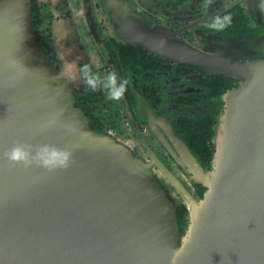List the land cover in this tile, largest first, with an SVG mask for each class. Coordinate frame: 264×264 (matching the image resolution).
Returning a JSON list of instances; mask_svg holds the SVG:
<instances>
[{
  "label": "water",
  "instance_id": "obj_1",
  "mask_svg": "<svg viewBox=\"0 0 264 264\" xmlns=\"http://www.w3.org/2000/svg\"><path fill=\"white\" fill-rule=\"evenodd\" d=\"M230 68L241 83L225 95L210 169H189L202 196L158 169L183 197L180 231L177 196L96 128L38 51L29 0H0V264H171L174 253L178 264H264V59ZM17 141L76 146V163L11 166L3 153Z\"/></svg>",
  "mask_w": 264,
  "mask_h": 264
},
{
  "label": "flooded vegetation",
  "instance_id": "obj_2",
  "mask_svg": "<svg viewBox=\"0 0 264 264\" xmlns=\"http://www.w3.org/2000/svg\"><path fill=\"white\" fill-rule=\"evenodd\" d=\"M201 3L29 0L38 51L58 74L66 62L75 61L129 81L124 98L115 102L62 77L74 104L99 131L130 143L136 156L155 169L159 182L177 196V208L183 197L158 169H168L194 196H202L205 188L189 169H210L225 95L241 83L230 67L264 59L261 0H213L207 16ZM225 13L233 18L228 29L213 33L205 27ZM192 51L204 58L186 61Z\"/></svg>",
  "mask_w": 264,
  "mask_h": 264
},
{
  "label": "clouds",
  "instance_id": "obj_3",
  "mask_svg": "<svg viewBox=\"0 0 264 264\" xmlns=\"http://www.w3.org/2000/svg\"><path fill=\"white\" fill-rule=\"evenodd\" d=\"M212 2L213 0H202L200 6L202 15L207 16L209 14V6ZM260 7L264 11V0H261ZM232 20L231 14L217 15L206 23L205 27L213 33L223 32L231 26ZM60 75L67 77L72 82L81 81L93 92L100 90L106 94L107 100L115 102L124 98L129 84L127 79L118 81L115 72L102 75L100 72L94 71L89 64L77 65L75 61L66 62ZM53 123L55 120H50L46 124H42L41 128L50 127ZM65 127L68 134L75 131L71 125H65ZM75 147L59 148L51 144L32 145L17 141L3 153V158L11 166H22L25 170L36 167L45 170L47 173H55L60 170L66 171L76 163L73 159ZM178 258V254L174 253L171 264H178Z\"/></svg>",
  "mask_w": 264,
  "mask_h": 264
},
{
  "label": "trees",
  "instance_id": "obj_4",
  "mask_svg": "<svg viewBox=\"0 0 264 264\" xmlns=\"http://www.w3.org/2000/svg\"><path fill=\"white\" fill-rule=\"evenodd\" d=\"M209 158H207V160H209ZM186 212H187V210H186V207L184 205L182 207H178L177 208V221H178V224L180 226V231H182L183 225L185 223L184 215H185Z\"/></svg>",
  "mask_w": 264,
  "mask_h": 264
},
{
  "label": "rangeland",
  "instance_id": "obj_5",
  "mask_svg": "<svg viewBox=\"0 0 264 264\" xmlns=\"http://www.w3.org/2000/svg\"><path fill=\"white\" fill-rule=\"evenodd\" d=\"M42 54V53H41ZM43 55V54H42ZM44 57V56H43ZM52 67V66H51ZM53 68V67H52ZM68 86V85H67ZM69 87V86H68ZM130 144V143H129Z\"/></svg>",
  "mask_w": 264,
  "mask_h": 264
}]
</instances>
